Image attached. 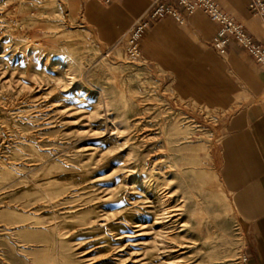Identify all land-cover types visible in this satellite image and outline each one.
Instances as JSON below:
<instances>
[{"label": "rangeland", "instance_id": "1", "mask_svg": "<svg viewBox=\"0 0 264 264\" xmlns=\"http://www.w3.org/2000/svg\"><path fill=\"white\" fill-rule=\"evenodd\" d=\"M126 44L78 0H0V264H244L215 170L232 108Z\"/></svg>", "mask_w": 264, "mask_h": 264}, {"label": "crops", "instance_id": "2", "mask_svg": "<svg viewBox=\"0 0 264 264\" xmlns=\"http://www.w3.org/2000/svg\"><path fill=\"white\" fill-rule=\"evenodd\" d=\"M171 1V0H166ZM264 48V20L249 0H215ZM96 40L116 44L154 0H78ZM151 21L139 39L140 55L168 72L176 94L207 108L232 112L218 148V179L229 193L243 234L244 264H264V69L234 38L225 57L211 45L220 24L203 9Z\"/></svg>", "mask_w": 264, "mask_h": 264}, {"label": "built area", "instance_id": "3", "mask_svg": "<svg viewBox=\"0 0 264 264\" xmlns=\"http://www.w3.org/2000/svg\"><path fill=\"white\" fill-rule=\"evenodd\" d=\"M107 3L109 0H102ZM249 11L252 15L260 16L264 20V0H249ZM196 9H203L214 21L220 24L217 37L210 45L222 56L227 53L226 46L230 38H234L253 57L255 62L264 69V48L256 43L246 28L237 18L223 10L215 0H154L152 6L144 16L125 35L127 40L126 52L135 58L141 56L138 41L146 32L151 21L165 16H173L183 22L185 13Z\"/></svg>", "mask_w": 264, "mask_h": 264}, {"label": "bare ground", "instance_id": "4", "mask_svg": "<svg viewBox=\"0 0 264 264\" xmlns=\"http://www.w3.org/2000/svg\"><path fill=\"white\" fill-rule=\"evenodd\" d=\"M109 119H110V121L113 123V125L117 128L118 126H119V122L117 121V120H115L113 117H109ZM207 186L209 187V188H211L210 186H211V184L210 183H207ZM212 186H214L213 184H212ZM160 199V198H159ZM161 202H162V200H161ZM55 221V220H54ZM59 225V224H58ZM137 225V224H136ZM54 229H55V231H58V229L56 228V227H53ZM243 260H244V257H243ZM56 264V263H55Z\"/></svg>", "mask_w": 264, "mask_h": 264}]
</instances>
